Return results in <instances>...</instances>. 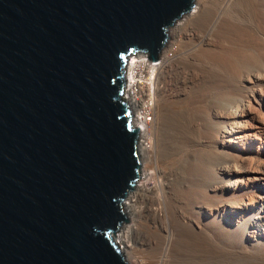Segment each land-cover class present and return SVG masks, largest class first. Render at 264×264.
I'll return each instance as SVG.
<instances>
[{"label": "water", "instance_id": "obj_1", "mask_svg": "<svg viewBox=\"0 0 264 264\" xmlns=\"http://www.w3.org/2000/svg\"><path fill=\"white\" fill-rule=\"evenodd\" d=\"M195 1L0 0V264H130L125 67L157 60Z\"/></svg>", "mask_w": 264, "mask_h": 264}, {"label": "bare ground", "instance_id": "obj_2", "mask_svg": "<svg viewBox=\"0 0 264 264\" xmlns=\"http://www.w3.org/2000/svg\"><path fill=\"white\" fill-rule=\"evenodd\" d=\"M209 1H195L167 29V38L175 41L165 40L157 61L148 62L145 52L128 58L121 99L139 130L142 180L128 191L122 206L126 218L137 215L169 233L158 248L170 249L173 235L185 238L188 222L194 232L204 230L221 240L224 230L239 240L240 248L255 251L264 249V12L249 13L258 24L245 26L227 16L241 0H222L214 10ZM223 42H236L245 50L235 52L236 77L219 86L221 77L204 64L203 52H214ZM148 131L153 141L145 139ZM178 184L190 203L186 208L178 206ZM193 189L197 195L191 201ZM143 227L123 225L114 235L124 256L136 249L133 233L148 248L157 246Z\"/></svg>", "mask_w": 264, "mask_h": 264}, {"label": "rangeland", "instance_id": "obj_3", "mask_svg": "<svg viewBox=\"0 0 264 264\" xmlns=\"http://www.w3.org/2000/svg\"><path fill=\"white\" fill-rule=\"evenodd\" d=\"M196 1H198V2L201 1L200 3H204V2L208 3V0H204V1L196 0ZM213 1L214 2H212V0L209 1V5L211 6L212 10L217 8V6H219L222 2V0H218V1L213 0ZM234 3H233V8H230L231 9L230 12L227 13L228 14L227 16L230 15L229 17L231 18V20L233 22L236 21L235 23H237V24H239L241 22L240 25H245V26L254 25V23H255V25L258 24V21L256 22L253 15H251L249 13H252L254 11L253 12V14H254V13H256L255 11H257V9H261L260 11L264 12V9H263L264 8V0H252V1L251 0H241V1L234 2ZM248 4H250V5H248ZM251 6L253 8H251ZM254 7H256V8L254 9ZM257 7H260V8H257ZM186 15H188V14H186ZM180 20H178V21H180ZM252 21H253V23H250ZM197 23L201 24L199 20H197ZM173 39L174 38H172V36L170 38L168 36L167 41L169 40L170 42L174 43L175 40H173ZM235 43L236 42H234V43L223 42L220 45V47L218 48L219 50L217 48H216L217 50L216 49L214 50L215 53L213 51H209V52L204 51L203 52L207 55V57L205 56V54L203 56V59L205 61L204 64L206 66L208 65L207 66L208 69L210 71H212L214 74H217L219 76L218 78L221 77L219 80L217 79L219 86L226 85L227 83L230 82L231 79H232L231 81H233V78H231V75H232V77H236L235 73L233 72L234 68L237 67V65H238L237 60H236L237 59L236 53H237V51L240 52V51H244L245 49L241 50L243 47L240 46L238 43H236V44ZM232 46H234V47H232ZM222 48L223 49L225 48V49L223 50ZM207 52H208V54H207ZM245 53L246 54L251 53L253 55L252 51L251 50L249 51V49H247V51H245ZM211 54L212 55L214 54V56L211 57L212 56ZM251 54H249V55L252 56ZM209 56H210L211 60H210ZM204 57L206 58V60ZM146 59L148 60V62H154V60L149 59L148 56H146ZM213 59H214V61H213ZM155 61H157V60H155ZM211 61H213V62H211ZM227 68H229L228 71H227ZM213 69H215V70H213ZM229 78H231V79H229ZM223 80H224V82H223ZM217 81H215L214 83H216ZM173 104L175 105L174 102L170 103L172 108H174V106H172ZM176 105H175V108H177ZM150 117H151V113H150ZM147 118L149 119L148 121L151 120L149 118V116H147ZM169 125H171V124L169 123ZM168 128H169V132H170L171 127L168 126ZM149 133L150 132L148 131L147 134H149ZM147 134H146L147 138L145 137V139L149 140V141L150 140L153 141L152 133H150L149 135H147ZM183 172H184L183 173V176H184L185 171H183ZM191 177H193V176L191 175ZM141 180L137 179V183L140 182ZM147 184H148V186H152L153 185L152 180L148 179ZM183 188L180 186V184H178L177 192L179 194V196H178V202L179 203L178 202L177 203H178V206H180V208H186L188 205H190L188 199L186 198V195H184V193H182V192H185V190H182ZM178 189H180V191ZM196 190L193 189L191 191V194H189L192 197V198H190L191 201H193V198H195V196L197 195ZM193 192H194V194H193ZM126 202H127V199H126ZM127 219H128V221L124 223L125 226L126 225L127 226H135V227H138V226L143 227L144 226L143 228H146L147 230H149V234H150L149 236L153 238L155 243L157 242V246L156 245L153 246L152 249H151V247L148 248L146 243L143 240H141V238L138 239L137 233H133L131 235V239L135 242L136 249H134V252H132L130 255L124 256L130 264H215V263L216 264H233V263L234 264L235 263L236 264H264V259H263L264 249L260 248V249L253 251V250H246L244 248H240L241 246L239 244V240L232 235H228V233L224 230L222 231L224 237L221 240V239L215 238L212 234L210 235L209 232H205L204 230H202V232H200L201 234L198 232V230L196 232H194L193 229L191 228V226L189 225V223L185 222L183 228H184V230L187 229V231L185 230L186 237L185 238L181 237L182 238L181 239L177 236L174 237V235H173L172 236V238H173L172 239V242H173L172 246L170 247V249L168 248L165 250V248L164 249H162L160 247L158 248V245H160V244L162 245L165 242L164 241L165 239H170V235H168L169 234L168 232H166V233L162 232L161 233V232L157 231L155 228H153L154 225L151 222L145 221L144 219L138 217L137 215L136 216H133V215L128 216L127 215ZM140 219H142V220H140ZM145 222H146V224H145ZM163 222L166 223V221H163ZM186 225H188V226H186ZM185 226H186V228H185ZM220 227H221V225H220ZM216 228H217V226H216ZM166 236H168V237L166 238ZM226 237H228V238H226ZM208 245H210V246H208ZM166 252H167V254H166ZM163 253H164V255H163ZM246 253H248V254H246ZM236 254H237V256H236ZM255 254H257V255H255ZM163 257L166 260H164ZM250 257H252V258H250ZM242 261H243V263H242Z\"/></svg>", "mask_w": 264, "mask_h": 264}, {"label": "built area", "instance_id": "obj_4", "mask_svg": "<svg viewBox=\"0 0 264 264\" xmlns=\"http://www.w3.org/2000/svg\"><path fill=\"white\" fill-rule=\"evenodd\" d=\"M149 118H150V114H148ZM149 120V119H148Z\"/></svg>", "mask_w": 264, "mask_h": 264}]
</instances>
